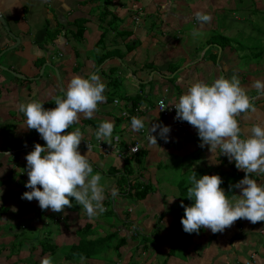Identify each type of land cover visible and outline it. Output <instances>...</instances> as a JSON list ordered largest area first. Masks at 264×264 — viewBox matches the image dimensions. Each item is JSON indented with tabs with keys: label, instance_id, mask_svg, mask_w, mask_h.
<instances>
[{
	"label": "crops",
	"instance_id": "crops-1",
	"mask_svg": "<svg viewBox=\"0 0 264 264\" xmlns=\"http://www.w3.org/2000/svg\"><path fill=\"white\" fill-rule=\"evenodd\" d=\"M263 1L255 7L264 9ZM238 6L248 5L243 4V0H111V5L103 0H0V15L7 27L6 30L0 23V52L4 51L0 54V62L2 60L3 67L24 77L17 78L0 68V189L12 192V188L17 187L15 171L26 169L25 156L28 154L21 148L35 144L45 146L35 130L26 128V118L18 105L38 101L53 106L54 97L62 95L61 90L64 91L73 76L88 79L89 74H95L106 85V100L98 104L92 119L81 114L76 123L78 127H70L68 131L80 129L83 139L78 150L81 155H87L91 166L102 174L104 201H110L109 205L103 201L106 209L103 213L113 211L117 217L112 221L115 224L112 231L118 232V239L126 241L120 249L122 258L116 260V264H128L133 260L136 264H163L173 238L186 241L187 246L185 251L181 250L183 258L170 256L166 264H215L216 261L219 264H264V222L252 224L240 219L222 233L213 234L202 228L198 233L188 234L183 231L180 221L173 218V211H182L181 203L192 204H187L185 197L186 187L191 186L188 178L192 172L199 178L212 175L209 171L202 173L203 170L215 169L214 174L221 179L228 178L232 172L243 179L245 173L221 155L219 148L211 152L207 145L201 148L197 130L187 122L183 121L184 129L172 128L171 118L163 117L156 107L160 99H164L166 105H175L195 82L211 84L219 76L231 78L235 75L255 109L237 117L242 137L250 134L254 124L264 127V94L253 86L257 80L264 81V53L261 55V50L256 48L254 53L243 55L244 50H239L242 46L237 43L230 47L231 40L224 36L214 37L215 41L202 55H198L195 42L187 45V34L191 35L196 29L209 30V25L213 29L219 23L214 19L217 13L225 12L229 16L230 8L237 10ZM250 7H254L252 2ZM191 10L194 14L209 13L211 21L199 23L195 17L191 20ZM235 12H232L233 17L239 19ZM139 13L146 19H153L148 31L142 18L135 22ZM160 20L163 24L160 25L161 37H158L151 34L150 29ZM80 26L84 28L81 36L77 35ZM13 45L16 47L8 50ZM213 57H216L215 62H212ZM180 60L187 64L180 68ZM115 91L122 96L116 98ZM132 101L136 102L133 110ZM112 109L117 113L111 112ZM123 112L128 117H123ZM134 116L144 121V128L138 132L131 128ZM103 121L114 123L113 135H118L124 144H139L141 157L135 160L133 156L128 157L134 174L139 177L135 182L151 184L155 188L141 201L125 195L126 192L116 186L118 178L105 173L114 168L118 176L124 159L105 156L97 147L88 150L84 146L88 139L97 140L95 132ZM153 122L170 128L168 142L159 137V129L153 133L157 145L149 142L148 130ZM101 141L109 145L107 141ZM174 163H178L175 166L182 174L172 185L164 170ZM250 177L264 185V175L252 174ZM177 185H181L180 190ZM113 187L118 189L115 197L111 195ZM233 194L238 195L239 190L235 189ZM128 200L134 205L128 207ZM28 202L36 207L33 200ZM103 213L90 221L88 216L77 217L78 212L66 210L58 222H69L68 219L76 217V222L92 224L99 234H104L108 224L100 219ZM31 214L26 219L33 226ZM160 214L164 216L158 220ZM9 222L15 223L6 220L2 225ZM79 229L81 227L75 230L74 236ZM136 231L150 235L147 249H143ZM59 235L64 236L63 233ZM159 255L161 262L155 261Z\"/></svg>",
	"mask_w": 264,
	"mask_h": 264
},
{
	"label": "clouds",
	"instance_id": "clouds-1",
	"mask_svg": "<svg viewBox=\"0 0 264 264\" xmlns=\"http://www.w3.org/2000/svg\"><path fill=\"white\" fill-rule=\"evenodd\" d=\"M195 19L199 23H208L211 16L197 12ZM197 35L199 33L194 31L193 36ZM89 76L88 79L73 76L63 95L54 97L53 108L45 109L38 101L21 103L18 108L26 118V128L35 130L45 142V146L31 145L34 150L25 156L28 177L25 187L30 191L24 192L21 199H35L42 211L50 209L62 213L65 208L72 207L69 198H74L92 219L106 211L103 204L105 187L101 184V175L93 174L87 155H81L78 150L82 132L79 128L68 131L78 123L81 114L92 119L98 104L106 100V85L98 75ZM253 86L264 94V81L257 80ZM173 108L175 119L187 122L197 130L201 148L207 145L210 152L219 148L221 155L245 173L244 178L232 186L239 190V194H233L229 199L220 187L223 181L219 175L197 178L192 172L188 178L191 186L187 188V199L192 204L180 205L184 209L180 220L183 231L192 234L203 228L215 234L222 233L240 219L252 224L264 222V185L250 178L252 174L264 175V127L254 124L250 134L242 137L237 117L255 109L239 79L233 75L231 78L219 76L211 84L195 82ZM131 128L140 131L144 128V121L132 117ZM158 129L159 137L168 142L170 128L153 122L148 130L151 144L157 145L153 133ZM113 130V122L103 121L95 138L111 144ZM115 139L119 140V136ZM90 148L91 145H87V149ZM117 194L118 189L113 187L111 195L115 197ZM40 264H52V258L45 257Z\"/></svg>",
	"mask_w": 264,
	"mask_h": 264
},
{
	"label": "rangeland",
	"instance_id": "rangeland-1",
	"mask_svg": "<svg viewBox=\"0 0 264 264\" xmlns=\"http://www.w3.org/2000/svg\"><path fill=\"white\" fill-rule=\"evenodd\" d=\"M105 4H108L110 2L111 5V0H103ZM126 1V0H124ZM251 2L254 4V7H250ZM264 3V1H263ZM262 4V7L264 8V4ZM243 4L248 5L247 7H242V6H238L237 10H235L234 8H230L229 12L226 16L225 12H221V13H217L216 17L214 18L215 21L217 22L218 20V24H215L213 26V29L211 28V25H209L210 29L209 30H204V29H196L195 32H198L199 35L197 36H193V32L190 34H187L188 37V43L192 44L191 42H195L196 44H194L195 47H197L199 49V54L198 55H202V53L210 47L211 44H213V41H215L214 37H220V36H224L226 38H228L230 41L229 45L230 47H234L235 44H240L242 47L241 49H239L240 51L243 49L244 53H242L243 55H248L247 53H254V51L256 50V48H258V50H261L262 46H264V9H261L260 7L257 8L255 7V5H259L260 4V0H255V1H251V0H243ZM235 12L236 16L239 17V19L233 17L232 12ZM188 14H190L189 12H187ZM207 15H210L209 13H206ZM191 20L193 17H195L194 12L191 10ZM144 21H143V25L146 26V30L148 31L149 27H150V23H152L151 17L150 18H145V16L141 17ZM241 18V20H240ZM157 22V21H156ZM161 24H163V21L160 20L158 21V23L154 24V27L150 29L151 34H157L158 37H161ZM193 28V27H191ZM258 29L260 30V33L258 31ZM206 32L205 35H202L201 33ZM263 32V33H262ZM208 41V42H207ZM260 42H262V44H260ZM190 46V45H189ZM250 50V51H249ZM1 54V52H0ZM241 54V55H242ZM145 59V58H144ZM243 59V58H242ZM145 61V60H143ZM216 61V57L212 58V62ZM177 62V61H176ZM0 68L3 67L2 60L0 62ZM179 67H184L185 63L183 60H180V62L178 63ZM263 67H264V62L262 63ZM43 68V66H41V69ZM41 72V71H40ZM44 76H46V73L44 74ZM117 83H120L119 80H116ZM63 95V93H61ZM115 97L119 98L122 96V93L115 91L114 92ZM60 95V96H62ZM45 109H49L55 107V104L53 106H48V105H43ZM111 112H114V114H116L117 112L114 111V109H112ZM78 127V125L74 124L71 128H75ZM32 131V130H31ZM34 135H31V137H33ZM113 136H118V135H113ZM107 160V159H106ZM105 164V163H104ZM178 165V163H174L173 165H170L167 167L168 170H164L166 172H168V178L167 180L173 185L176 181H178L180 178L179 176L182 174L178 173V168L175 166ZM93 168V174L95 173H99L102 177V174L97 171L95 169L94 166H92ZM16 173V177H17V187H13L12 189L14 191L12 192H17L16 195H10L9 197L5 198L6 200H3V195L9 193L10 191L7 189H0V207L1 206H6L8 207V212L6 216H0V234L5 235L7 238H10V240H12V235L10 234H22L24 233V236H29L30 238L26 239V242H32L33 245L35 246H43L40 245V241L44 240L47 242H50L51 244L54 245H58L57 249L54 251V255L50 256L52 258V264H73L71 262L66 263L65 259H64V255H65V251L67 250V248L69 246H71L70 244L74 241L76 242L78 239V235L74 236L75 230L79 227L82 228V226L86 223L84 221L82 222H76V217H72V219H68L69 222H67L66 220H60V223H58V221L51 220L52 218H58L59 216H61V213H52L53 215H48L46 217L47 214L51 213V210H44L42 211L40 209L41 212V218L40 219H36L34 218V214L32 213V217L33 219H31L32 221H34L35 224H33V226L31 225V221H26L28 223H18L17 220V216H16V212H17V207H18V201L22 200L21 196L24 192L28 191V189L25 187V184L27 183V174L24 168H20V169H16L15 171ZM163 180L166 181L165 176L163 175ZM102 183V181H101ZM159 189H161V186L158 187ZM15 197V198H14ZM72 199V198H70ZM27 201V200H25ZM36 205V207L40 208L38 205V201H36L35 199L33 200ZM72 203V201H70ZM188 204V202H186ZM74 204L72 203V206ZM130 205H134L133 201L128 200V207ZM188 206V205H185ZM68 209V208H67ZM67 209H64V211H66ZM73 209V210H71ZM71 209H68V211H76L78 212L77 217L83 215V216H87L85 213V210L83 209L82 206L79 205H75L73 207H71ZM47 211V212H46ZM184 209L182 208V211H180V213H183ZM15 213V215H14ZM36 213H38L36 211ZM67 213V212H66ZM72 213V212H71ZM1 214V213H0ZM184 214V213H183ZM59 215V216H58ZM109 216H105L104 214L100 217V219L102 221H106L108 220V224L109 221H113V219L115 217H117L114 213L113 215ZM31 217V216H30ZM29 217V218H30ZM15 221V223H12L13 225H10L9 228L13 229L12 231H10L8 229V224H6L4 227H6V230L3 229L2 224L4 223V221ZM91 221V219H90ZM93 221V220H92ZM116 222V221H115ZM30 223V224H29ZM117 223V222H116ZM16 224V225H14ZM62 225V226H61ZM66 225V226H65ZM173 228H175L173 226ZM148 231L150 230L149 228L147 229ZM6 231V232H5ZM103 231V230H102ZM109 231V230H108ZM59 233H63L64 236H61L58 234ZM76 237V238H74ZM7 238L2 239L0 236V244L2 243H6L7 244ZM8 240V241H10ZM25 242V243H26ZM28 244V243H27ZM77 244V243H76ZM5 250L4 252L0 255V264H13L15 262H17L16 264H34V262L36 263H40L41 260L45 257H47L48 253H46L45 255L41 256L40 254V249L37 247V250L30 252V245H28V248L23 249L18 255H14L12 256L10 259H7L6 256L7 254H9L10 250L8 249L9 245H5L3 244ZM177 251H176V258H183V255L181 254L182 251H185L184 249H180L181 245H176ZM48 252V251H47ZM112 250H110L109 252H104V254H102V259L105 258H110L111 260H116L114 255H112ZM161 255H159L155 261H160ZM216 260V259H215ZM161 262V261H160ZM77 264H83V263H77ZM91 264H113L112 262L106 263V261H100L99 262H91ZM116 264V263H115ZM215 264H219L217 261L215 262Z\"/></svg>",
	"mask_w": 264,
	"mask_h": 264
},
{
	"label": "trees",
	"instance_id": "trees-1",
	"mask_svg": "<svg viewBox=\"0 0 264 264\" xmlns=\"http://www.w3.org/2000/svg\"><path fill=\"white\" fill-rule=\"evenodd\" d=\"M84 31L83 27H78L77 29V35L81 36L82 33ZM128 34V32H127ZM262 44V43H261ZM129 48V47H128ZM262 53H264V46H262L261 48V55ZM136 107V102L132 101V109ZM120 146L121 148H127L128 144H124L123 142L120 141ZM33 151V150H31ZM31 151H27V153H30ZM12 152V151H11ZM140 158V150L137 151L135 153V155L133 156L134 160L135 158ZM215 169H205L202 171V173H205L207 171L212 172V175H215L214 173L217 171H213ZM118 171L114 168H109L107 172H105L108 176H112V177H117V181H116V186L118 188H120L121 190H123L125 193V195H129V196H133L135 199L137 200H143L148 194L152 193L155 188L153 187V185L151 184H144V183H138L135 182L136 180H139V177L136 176L134 173V168L132 167V163H131V159L128 158V156L123 160V166H122V170L120 172V174L117 176L116 173ZM229 177L226 179H222L223 183L220 185L221 188L224 189L225 194L228 196V198H230L232 196V194L234 193L235 188H233L232 186L235 185L238 181H240V179L242 178L241 175H238L236 172H232L228 175ZM251 178V177H250ZM135 182V183H132ZM182 182V181H180ZM179 187H181V185H179ZM177 185L178 190H180ZM189 186H187L186 188H188ZM231 189V191H230ZM18 192V191H17ZM17 192H9L7 194L3 195V200H6L5 198L9 197L10 195H16ZM183 192L180 191V196H183ZM186 197V202L192 203V201L187 199ZM70 199V198H69ZM70 201H72V203L74 204L73 206L76 205V202L74 200V198L70 199ZM105 204L109 205V200L107 199L106 201H104ZM103 202V203H104ZM72 206V207H73ZM67 209V208H65ZM71 209V208H68ZM67 209V210H68ZM73 210V209H71ZM36 211L38 213H36ZM180 210H175L173 211V213H171V215L173 216V218L176 221H180L181 218L183 217V215L179 212ZM8 212V207L1 206L0 207V216H6ZM33 213L34 214V218L36 219H40L41 218V214H40V210L37 209L34 205L30 204L28 201H25L24 199L18 201V207H17V220L18 223L24 224L27 223L28 220L26 219V216H28L29 214ZM105 216H109L113 215V211L108 210L107 213H103ZM49 215H53V214H49ZM48 215H46L47 217ZM59 216V215H58ZM164 216V214H160L158 216V220L162 219ZM55 221H59V217L58 218H52L51 220ZM27 221V222H26ZM59 223V222H58ZM106 223L108 224V220H106ZM110 224L107 225V229L105 230L106 233L104 234H99V230H96L94 228V226L92 224H88L86 223L85 226L79 230L76 231V235H78V241L77 244L74 243L71 246H69L67 248V250L65 251V255H64V259L65 262H71L73 264H77V263H83V264H91V262H98V261H111L113 264L116 263V260L120 261L122 258V254L120 253V249L125 246L126 241L124 238H119L118 239V232L117 231H112V228L114 227L115 224L112 223V221H109ZM10 225H13L12 223H8V229L10 231H12L13 229L9 228ZM16 225V224H14ZM5 225H2L3 229L6 230V227H4ZM28 226V223H27ZM99 228H103L102 225L99 226ZM111 228V229H110ZM109 230V231H108ZM6 232V231H5ZM23 232L22 234H10L12 235V240H10V238H7L5 235L0 234L1 238L5 240V238H7V244L6 243H2L0 244V255L4 252L5 248L3 246V244L5 245H9L8 249L10 250L9 254H7L6 258L10 259L12 256H16L18 255L23 249L28 248V245H30V252L34 251L35 248H37L38 246L33 245L32 242H26V239L30 238L29 236H24ZM136 236H139L140 238V244H142L143 249H147L148 246L146 245L148 241V239L150 238V235H143L141 233H138L136 231ZM214 237H212L213 239ZM10 240V241H8ZM26 242V243H25ZM28 243V244H27ZM40 245H43L40 247L41 249V256L45 255L46 253H48L47 257L54 255V251L58 248L56 245L51 244L50 242L47 241H40L39 243ZM170 248L168 250V253L165 255L166 259L170 256L175 257L176 256V251L177 248L176 245H181L180 249H184L187 246L186 241L181 240L180 238H173L170 241ZM110 250H112V255H114L116 260H111L110 258H105L102 259V254H104V252H109ZM48 251V252H47ZM81 256L84 257L83 261L81 260ZM131 259V258H130ZM134 258L132 257V260ZM166 259L164 260L163 264H166ZM17 262L13 263L16 264ZM30 264V263H29ZM32 264V263H31ZM34 264H40V263H36L34 262ZM128 264H136L134 262V260L132 261V263H128Z\"/></svg>",
	"mask_w": 264,
	"mask_h": 264
},
{
	"label": "built area",
	"instance_id": "built-area-1",
	"mask_svg": "<svg viewBox=\"0 0 264 264\" xmlns=\"http://www.w3.org/2000/svg\"><path fill=\"white\" fill-rule=\"evenodd\" d=\"M141 17H142V14L139 13L136 16V18L134 19L135 22H139ZM117 102L118 101H115V103H117ZM161 102H163V103H161ZM156 107H157V110L159 111V113L163 117L171 118L172 123L170 126L172 128L184 129L186 127V124L183 121L175 119L176 111L173 108L174 105H166L164 99H160L157 101ZM122 116L128 117V114L126 112H123ZM115 137L116 136L112 137V143L109 145L102 144L103 142L101 140L91 141L88 139L84 142V146L87 148V145H91L90 150L94 147H97L101 153L105 154V156L114 155V156H117V157L122 158V159H125L127 156L130 158V157L134 156L137 151L140 150L139 144H137V143L133 144V145H129L125 149L121 148V146L119 144L120 138H119V140H116ZM31 150H34V146H26V147L21 148V151H23V152H27V151H31Z\"/></svg>",
	"mask_w": 264,
	"mask_h": 264
},
{
	"label": "water",
	"instance_id": "water-1",
	"mask_svg": "<svg viewBox=\"0 0 264 264\" xmlns=\"http://www.w3.org/2000/svg\"><path fill=\"white\" fill-rule=\"evenodd\" d=\"M0 23H1L2 26L7 30V27H6L5 23H4V20H3V18L1 17V15H0ZM11 36H12V35H11ZM12 38L15 39L17 42H19L18 39H17V37L12 36ZM17 42H16V44H17ZM15 47H16V45H13V46L9 47L8 50L14 49ZM3 53H4V51L1 52V55H2ZM1 55H0V56H1ZM1 69L4 70V71L9 72L10 74H12L13 76H15V77H17V78H24V77H21L20 75H18L17 73L13 72L12 70L7 69V68H5V67H1ZM59 85H60V87H61V89H62V84H61L60 81H59ZM61 91L63 92V90H61Z\"/></svg>",
	"mask_w": 264,
	"mask_h": 264
}]
</instances>
